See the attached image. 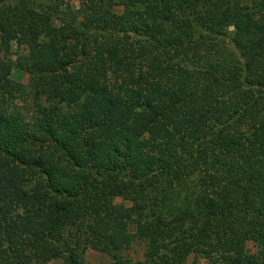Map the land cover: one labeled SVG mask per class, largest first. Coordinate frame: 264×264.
<instances>
[{"label":"trees","instance_id":"trees-1","mask_svg":"<svg viewBox=\"0 0 264 264\" xmlns=\"http://www.w3.org/2000/svg\"><path fill=\"white\" fill-rule=\"evenodd\" d=\"M68 1L0 0V264H264V0Z\"/></svg>","mask_w":264,"mask_h":264},{"label":"rangeland","instance_id":"rangeland-1","mask_svg":"<svg viewBox=\"0 0 264 264\" xmlns=\"http://www.w3.org/2000/svg\"><path fill=\"white\" fill-rule=\"evenodd\" d=\"M83 0H69L68 4L73 10H78L82 7ZM58 15V14H57ZM58 18H62L58 16ZM198 42L192 47L193 52H198L203 47V41L201 38H198ZM26 55V51L24 49H20L14 47L10 54L4 56V54L0 53V58H4L6 60H11L13 64H17L21 61H24V56ZM18 66V65H17ZM12 78L24 85H28L29 75L25 72L18 69V67H14L12 71ZM13 110L18 112L19 115L23 118L25 122H31L33 118V110L30 107L29 100L25 94H20L14 101ZM134 231V229H132ZM123 258L131 259L133 262H140L144 260L145 254V242L143 241H135L131 247L121 252ZM86 260L91 264H113L112 258L104 253L96 252L93 250H89L86 253ZM51 264H61L60 261H54ZM183 264H208L207 260L204 257L193 255L191 256L185 263Z\"/></svg>","mask_w":264,"mask_h":264}]
</instances>
